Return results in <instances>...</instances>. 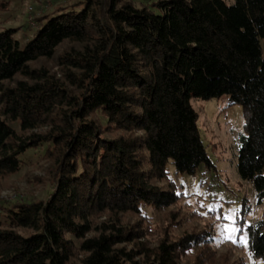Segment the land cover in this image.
Wrapping results in <instances>:
<instances>
[{"label":"trees","instance_id":"obj_1","mask_svg":"<svg viewBox=\"0 0 264 264\" xmlns=\"http://www.w3.org/2000/svg\"><path fill=\"white\" fill-rule=\"evenodd\" d=\"M151 6L160 12L132 0L77 1L37 19L24 43L16 29H0V177L47 144L53 185L3 210L0 264H71L76 254L79 264H180L205 244L189 233L149 248L144 228L123 221L176 203L173 176L215 171L194 97L241 105L236 169L264 200V0ZM244 229L264 260V218ZM210 261L199 253L194 264Z\"/></svg>","mask_w":264,"mask_h":264},{"label":"rangeland","instance_id":"obj_2","mask_svg":"<svg viewBox=\"0 0 264 264\" xmlns=\"http://www.w3.org/2000/svg\"><path fill=\"white\" fill-rule=\"evenodd\" d=\"M77 1L82 0H0V29H16L14 37L24 43L38 27L37 19L54 13L58 7L69 6ZM132 1L136 6L148 5L154 12H160L151 6L155 0ZM225 1L233 3V0ZM261 45L264 52V39L261 40ZM53 63L50 61L48 65L51 67ZM52 69L56 71L58 67L53 65ZM191 104L198 114L200 137L216 167L215 171L203 169L195 176H173L182 193L176 203L161 209L146 208V217L139 219L127 215L123 217V221H128L131 227L141 225L144 228V236L139 241L149 248L155 247L163 237L176 239L189 233L206 237L205 244L195 246L180 255V264H194L199 253L208 255L214 264H264V260L253 256L248 243L245 245L240 242L241 237L247 236L245 225L264 218V200L260 203L256 201L252 182L241 180L236 169L238 136L243 133L244 125L241 105H229L227 95L211 99L194 97ZM99 117L103 120L100 115ZM13 126L18 129L16 124ZM45 129L42 126L26 133ZM47 147V144H41L28 150L22 157V166L17 173L0 177V220L4 219L3 210L6 207L19 201L43 199L52 191L50 161L44 155ZM170 172L174 175L171 166ZM210 206L212 211H209ZM229 215L231 219H226ZM240 215H243V224L237 223ZM106 219V215H101L94 218V223L98 225ZM226 225L238 229L232 233L235 243L224 240L226 233H223V228ZM124 245L132 246L126 243ZM80 256L76 254L71 264H79Z\"/></svg>","mask_w":264,"mask_h":264},{"label":"snow or ice","instance_id":"obj_3","mask_svg":"<svg viewBox=\"0 0 264 264\" xmlns=\"http://www.w3.org/2000/svg\"><path fill=\"white\" fill-rule=\"evenodd\" d=\"M212 210H213V209H212L211 206H210V207H209V211H212ZM225 218H226V219H231V215L226 216ZM237 230H238V229L233 228L231 225H226V226H224V228H223V233H226V234L223 236L224 240H230V241H232L233 243H235L236 241L233 239V237H232V233L235 232V231H237ZM240 242H241L242 244L247 245V243H248V238H247V236L245 235V236L241 237V238H240Z\"/></svg>","mask_w":264,"mask_h":264},{"label":"built area","instance_id":"obj_4","mask_svg":"<svg viewBox=\"0 0 264 264\" xmlns=\"http://www.w3.org/2000/svg\"><path fill=\"white\" fill-rule=\"evenodd\" d=\"M30 9H32V8H30Z\"/></svg>","mask_w":264,"mask_h":264}]
</instances>
